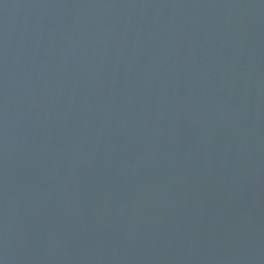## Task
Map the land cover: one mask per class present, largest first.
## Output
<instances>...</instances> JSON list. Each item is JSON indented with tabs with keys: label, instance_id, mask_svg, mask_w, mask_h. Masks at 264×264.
Listing matches in <instances>:
<instances>
[{
	"label": "water",
	"instance_id": "water-1",
	"mask_svg": "<svg viewBox=\"0 0 264 264\" xmlns=\"http://www.w3.org/2000/svg\"><path fill=\"white\" fill-rule=\"evenodd\" d=\"M0 264H264V0H0Z\"/></svg>",
	"mask_w": 264,
	"mask_h": 264
}]
</instances>
